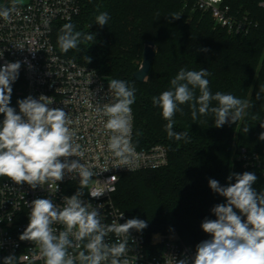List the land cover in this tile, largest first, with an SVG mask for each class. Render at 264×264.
Here are the masks:
<instances>
[{"label":"trees","instance_id":"trees-1","mask_svg":"<svg viewBox=\"0 0 264 264\" xmlns=\"http://www.w3.org/2000/svg\"><path fill=\"white\" fill-rule=\"evenodd\" d=\"M264 0H227L234 11L249 15L258 27L245 36H235L215 26L210 15L193 11L183 0H82L81 14L70 22H57L52 41L57 53L66 59L94 69L106 79L127 81L134 87L135 102L131 105L135 118L134 143L143 149L163 144L169 152L168 166L150 171L128 173L121 177L114 196L116 206L131 219L147 223L141 232L146 238L154 233H177L188 245L211 239L201 224L217 217L211 209L226 204V198L213 192L209 180L221 186L235 183L231 174L252 172L257 176L253 185L259 194L264 190V174L257 169H245L233 159L235 147H244L260 154L264 160V140L259 139L264 127ZM0 7L4 0H0ZM109 13L110 20L101 27L95 16ZM173 14L180 15L173 19ZM75 31L94 33L93 41L82 40L76 49L61 52L58 36L65 24ZM91 26V27H90ZM151 41L157 52L148 79L144 83L134 78L143 61L146 42ZM203 49H208L207 52ZM91 57L87 63L86 57ZM140 62V63H139ZM207 69L211 74L210 91L222 92L247 100L252 108L236 123L215 127L213 114L200 115L194 121L187 104L177 112L173 131L187 132L185 141L169 138L161 109L152 98L170 90V81L180 69ZM23 79L12 83L9 106L17 110ZM199 96V90H196ZM216 102H213L215 104ZM4 115L0 114V123ZM248 128V132H243ZM6 177H0V183ZM242 221L246 216L233 208Z\"/></svg>","mask_w":264,"mask_h":264},{"label":"clouds","instance_id":"clouds-1","mask_svg":"<svg viewBox=\"0 0 264 264\" xmlns=\"http://www.w3.org/2000/svg\"><path fill=\"white\" fill-rule=\"evenodd\" d=\"M24 3L25 0H13L11 8L0 7V18L7 20L17 6ZM171 18L179 19L180 15L173 14ZM109 20L107 12L95 16L96 24L101 27L107 25ZM74 28L71 23L62 27L58 36L61 52L76 49L82 40L95 39L94 33L85 34ZM203 51L207 52L208 49ZM86 60L89 63L91 57L87 56ZM20 67V62H9L0 67V114L4 115L0 123V177H7L16 184L27 183L35 189L49 183L57 184L67 171L73 178L79 175V190L71 197L63 198V207L54 205L46 198L32 201L29 224L19 239L37 244L45 264H77V261L79 264H130V230L142 231L147 227L146 221L132 218L123 224L103 223L104 217L97 208L81 199V189L92 181L94 173L90 166L80 162L83 161L84 152L74 141L69 115L61 108H49L53 101L44 95L39 99L28 96L18 100L19 114L9 106L11 85L18 78ZM210 75L207 69L196 71L181 68L170 81L171 89L152 98L154 106L161 109L162 117L167 121L165 129L169 138L188 139L187 132L173 131V117L177 112H184L181 105H188L194 121L198 113L213 114L217 128L225 123H236L244 117L246 109L252 108L249 101L232 94H213L206 78ZM108 87L111 100L98 108L97 112L107 117L104 127L110 133L108 148L116 161L113 167L126 166L135 155L131 143V105L135 102L136 89L129 87L127 81L118 79H110ZM197 89L199 96L196 95ZM262 93L264 87L257 93V100L261 99ZM261 127H264V123ZM243 132L247 133L248 128H244ZM259 139L264 140V132ZM72 156L79 160L69 162L68 158ZM61 158H64L63 162ZM233 176L235 183L228 186H221L215 179L209 180V187L225 197L227 203L214 206L211 211L217 218L205 219L201 224L211 239L197 245L192 264H264V190L258 194L254 189L257 176L252 172L231 174L228 180L231 181ZM111 179L116 180L117 177ZM89 194L98 197L103 192L93 190ZM234 207L246 216L245 221L233 210ZM54 224L63 225L64 230L57 233ZM110 233L117 237L114 243L105 240ZM81 245L84 250L79 251L78 256L69 253V248H79ZM15 262L16 257L9 255L4 258L3 264ZM176 264H189V260L180 259Z\"/></svg>","mask_w":264,"mask_h":264},{"label":"built area","instance_id":"built-area-1","mask_svg":"<svg viewBox=\"0 0 264 264\" xmlns=\"http://www.w3.org/2000/svg\"><path fill=\"white\" fill-rule=\"evenodd\" d=\"M183 1L185 7L210 15L216 27L231 35L245 36L258 27L249 15L234 11L227 0ZM12 4L8 0L5 6L11 8ZM259 6L264 9V1ZM81 11L82 0H30L25 5L17 6L7 20L0 18V67L9 62H20L18 77L23 79L22 89L18 93L20 100L28 96L35 99L41 95L48 96L53 101L49 108H61L69 115L74 141L84 152L83 161L80 162L90 166L94 173L92 181L81 189V199L97 208L104 217L103 223L123 224L131 218L116 206L114 200L121 177L168 166L169 152L163 144L143 149L136 147L132 110L131 143L135 155L128 165L113 167L116 161L108 148L110 133L104 127L107 117L97 112L98 108L111 100L109 80L94 69L61 57L52 41L55 24L74 20ZM16 113L19 114V106ZM233 159L245 169H257L264 174V160L255 151L235 147ZM72 160L79 158H68L69 162ZM113 176L117 179L112 180ZM78 190L79 175L73 178L67 171L57 184L49 183L35 189L27 183L16 184L6 177L0 183V264L9 255L16 257L15 264H45L37 244L19 239L29 224L31 203L35 199L46 198L54 205L63 207V198L71 197ZM93 190L103 194L92 197L89 193ZM53 227L57 233L64 230L61 224H54ZM105 240L114 243L117 237L110 233ZM129 249L130 264H176V261L184 258H188L189 264H192L196 254V249L186 244L177 233H154L146 238L135 229L130 230ZM83 250V245L68 249L74 256Z\"/></svg>","mask_w":264,"mask_h":264},{"label":"water","instance_id":"water-1","mask_svg":"<svg viewBox=\"0 0 264 264\" xmlns=\"http://www.w3.org/2000/svg\"><path fill=\"white\" fill-rule=\"evenodd\" d=\"M7 1L8 0H4V6L6 5ZM29 1L30 0H26L23 5L27 4ZM156 52H157L156 45L151 41L146 42L143 52V61L141 63L139 70L136 73H134V78L138 82L144 83L147 81L151 70V66L156 56Z\"/></svg>","mask_w":264,"mask_h":264},{"label":"rangeland","instance_id":"rangeland-1","mask_svg":"<svg viewBox=\"0 0 264 264\" xmlns=\"http://www.w3.org/2000/svg\"><path fill=\"white\" fill-rule=\"evenodd\" d=\"M26 1V0H25ZM10 3H13V0H10ZM141 62H142V59H141ZM140 63V62H139Z\"/></svg>","mask_w":264,"mask_h":264}]
</instances>
